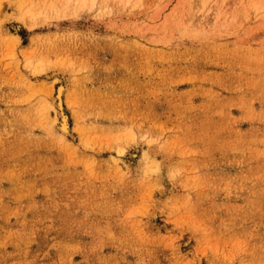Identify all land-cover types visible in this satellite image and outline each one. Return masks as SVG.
Returning a JSON list of instances; mask_svg holds the SVG:
<instances>
[{
	"label": "rangeland",
	"instance_id": "obj_1",
	"mask_svg": "<svg viewBox=\"0 0 264 264\" xmlns=\"http://www.w3.org/2000/svg\"><path fill=\"white\" fill-rule=\"evenodd\" d=\"M0 264H264V0H0Z\"/></svg>",
	"mask_w": 264,
	"mask_h": 264
},
{
	"label": "bare ground",
	"instance_id": "obj_2",
	"mask_svg": "<svg viewBox=\"0 0 264 264\" xmlns=\"http://www.w3.org/2000/svg\"><path fill=\"white\" fill-rule=\"evenodd\" d=\"M25 2L22 1L20 2V6L24 7L25 6ZM16 38V37H15ZM62 92H63V86H60L58 91H57V100H58V105L61 108V100H62ZM60 130L62 132V134H66L69 133V123H68V119L66 116H63V119L60 122Z\"/></svg>",
	"mask_w": 264,
	"mask_h": 264
}]
</instances>
